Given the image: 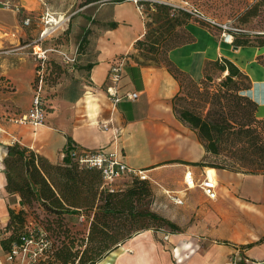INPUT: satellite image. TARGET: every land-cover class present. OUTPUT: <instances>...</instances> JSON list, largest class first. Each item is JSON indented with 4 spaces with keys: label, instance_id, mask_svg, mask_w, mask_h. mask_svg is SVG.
I'll return each mask as SVG.
<instances>
[{
    "label": "trees",
    "instance_id": "16d2710c",
    "mask_svg": "<svg viewBox=\"0 0 264 264\" xmlns=\"http://www.w3.org/2000/svg\"><path fill=\"white\" fill-rule=\"evenodd\" d=\"M92 1L95 0L86 2ZM138 3L143 6L142 13L147 11L148 19L143 35L133 42L138 52L132 55L134 62L149 66L162 55L166 69L179 83L178 92L183 88L181 80L186 79L200 102L209 106L205 112L181 107L178 92L171 99L175 118L196 134L205 151L201 161L189 164L264 175V118L256 116L257 103L245 94L252 87L248 74L221 56L206 60L202 77L193 80L168 57L173 48L194 40L185 27L189 20H194L192 16L185 12L174 15L172 6L162 2ZM261 3L264 0L252 5L243 19L256 16ZM202 25L213 28L219 35L229 34L231 46L263 50L256 61L264 66V30L251 35L238 25L230 24L225 31ZM116 26V22H111L108 28ZM176 27L183 33L161 39ZM85 40L83 35L78 46ZM211 70L219 74L217 83H213ZM46 78L47 84L49 77ZM66 139L64 156L58 163L16 141L4 145L1 157L4 191L8 196L16 195L19 204L17 210L9 202L6 205L8 218L0 234L4 252L11 251L13 246L22 247L27 238L35 240L42 235L47 248L32 264H97L142 231H180L176 223L153 208L154 194L147 179L133 176L123 187L107 185L99 169L79 163L73 152L82 148L70 136ZM208 154L220 158L221 163H207ZM70 215L77 220L68 219Z\"/></svg>",
    "mask_w": 264,
    "mask_h": 264
},
{
    "label": "crops",
    "instance_id": "0c3cea01",
    "mask_svg": "<svg viewBox=\"0 0 264 264\" xmlns=\"http://www.w3.org/2000/svg\"><path fill=\"white\" fill-rule=\"evenodd\" d=\"M19 1L20 7H24V1ZM150 1L167 2L165 0ZM96 3L95 16H100L96 18L100 25L97 45L91 54L84 52L78 54V59L76 57V62L73 65H77V70L73 75L75 79H72L67 85L65 82L59 81L51 87L58 93L49 99L51 103L49 106L52 110H49L45 122L37 126L4 125L6 133H2L0 137V228L5 225L8 218L6 207L8 202L4 191L5 180L1 157L4 154V145L11 142L12 137L16 142L44 155L52 163L62 161L67 136H70L74 143L83 149L111 148L116 143L117 146L124 149V161L131 167L142 169L147 174L149 181L158 185L159 182L168 184V176L173 173L176 174L174 177L176 184L184 182L182 175L184 177L186 171H190L193 181L197 182L201 179L204 180L205 175L207 176L209 168L189 164L201 161L205 154L196 134L188 128L195 138L192 141L186 140L182 137H176V131L165 126L167 122H171L176 127L183 125L175 118L171 104L172 97L179 90V83L166 68L137 65L129 56L122 57L125 64L117 92L121 94L136 91L139 96L133 101L122 99L114 103L111 97L107 95L108 72L113 63L112 57L118 51L116 47L120 45L122 48H126V52L133 50V42L143 35L144 25L140 19L142 13L132 0H98ZM120 6H125L126 10H121ZM105 8L107 11L104 12ZM4 10L6 9L0 5V15L8 14L15 17V12L7 13ZM111 22L117 23L113 29H109L107 26ZM199 23L195 20H189L185 25L194 37L192 42L177 46L168 52L169 59L178 68L188 73L193 80H199L202 77V68L206 60H215L221 56L232 60L224 54L209 55L207 53L208 45L217 43V35L210 33L205 26ZM2 27L0 22V29ZM10 39L5 37L0 40V45ZM101 42L110 43L113 48L104 51ZM239 48L256 49L258 54L263 51L254 47H238L233 50ZM256 64L259 69H264V66L257 61ZM32 68L33 64L27 54L23 52L6 54L5 51H0V111L8 110L19 113L28 109L32 96ZM240 68L244 70L242 67ZM248 76L252 81L251 76L249 74ZM245 94L257 103L256 116L264 118V81H252V87ZM167 97L170 102L168 105L164 102ZM103 123H107V129L102 128ZM156 136L157 138L162 137L166 145L184 140V145L188 151L182 155L178 153L168 156L152 155L149 157L150 160L141 162L140 157L144 154L141 148L153 142ZM213 170L214 180L216 178L217 182H215L218 185V189L214 187L215 197L217 191L225 193L239 190L243 195L251 198L256 195L259 200L249 199L252 205H256L255 209L260 210L262 214L251 216L250 225L253 228L246 230V233L238 232L237 227L243 224L239 223L237 219L231 216H221L218 219V225L222 227L221 231L214 229L210 233L213 236L209 238L207 236L210 234H206L205 240L207 241H204L208 242L206 246L216 244L224 248L225 255L220 259L215 258V261H219L220 264H228L226 260L228 255L236 250L242 253L243 264H264L263 175L242 174L226 169ZM112 186L116 187L114 183ZM190 186H192L191 183ZM188 189L184 187L181 190L182 195L173 196L181 199L182 203L183 196L186 194L185 191ZM152 191L154 194L153 205L158 208L161 205V200L157 197L153 187ZM12 198L13 202L10 205L16 210L19 209L18 197L14 195ZM229 200L233 203L231 199ZM163 216L170 220L167 215ZM67 218L77 220L74 215L67 216ZM163 235L168 236L167 240H163ZM188 236L187 231L170 233L145 230L128 239L120 247L131 250L132 246L135 245V249L139 253L143 249L147 251L150 249L149 246L155 247L157 244L161 246L164 244L165 247L176 245L177 248L184 249L188 246L187 242H184L188 241ZM3 252L0 246V254ZM16 264H28L27 256L24 258L19 256Z\"/></svg>",
    "mask_w": 264,
    "mask_h": 264
},
{
    "label": "rangeland",
    "instance_id": "374dc122",
    "mask_svg": "<svg viewBox=\"0 0 264 264\" xmlns=\"http://www.w3.org/2000/svg\"><path fill=\"white\" fill-rule=\"evenodd\" d=\"M19 9L17 11L6 9L7 13L15 12V17L8 14L0 15V22L3 27L0 29V40L5 37L11 38L6 40V43L0 45V51H5L6 54H15L23 52L27 54L33 64V77L36 70L37 61L33 55L34 49L40 48L46 50L45 54L48 57L50 63L47 66L48 81L45 87V97L48 105H51L49 99L57 94L58 91H54L51 87L59 81H63L66 85L74 78L76 66L73 68L65 65L61 60L57 52L52 49H60L70 54H75L77 59L79 53L87 52L91 54V51L95 49L100 35V25L95 16L96 1L87 3V0H23L24 7H20L19 0H12ZM169 3L181 5L187 2L189 5L197 8L202 13L215 18L221 23H225L230 26L238 25L249 32L251 35H256L264 30V3H261L256 16L248 17L247 20L243 19V15L247 10L258 2V0H165ZM166 2V3H167ZM164 3V2H162ZM87 5V6H86ZM27 9H26V8ZM121 10H126L125 6H120ZM104 9V12L107 11ZM172 13L185 12L179 9H173ZM186 13V12H185ZM110 14V12H109ZM93 17V18H91ZM28 19V22H26ZM51 19V20H50ZM144 25L147 21V11L142 13L140 18ZM202 25V23H199ZM109 25V24H108ZM107 25V26H108ZM104 28V27H103ZM206 29L210 33H215L217 36V43L208 45L209 55L224 54L234 60L240 67H242L252 78V81H264V69H259L256 64L255 56L258 54L256 49H238L233 50L230 42H227L222 34L215 32L213 28ZM177 33H183V30L176 27L170 33L165 34L161 39L168 40L178 35ZM85 35L86 40L81 42L78 46L80 39ZM18 38V40H15ZM104 46L103 50L107 51L112 47L110 43L101 42ZM90 50V52H89ZM117 53L112 57V61H118L122 57L129 56L133 60L132 55H137V51L129 50L126 52V48H122L120 45L116 47ZM133 51V52H131ZM92 56V55H91ZM162 55L159 56V61L149 66H162L166 68ZM127 62V61H126ZM57 66L56 68L54 67ZM53 66V67H52ZM55 68V69H54ZM56 70V71H55ZM57 72V77H56ZM214 81L217 83V76L219 75L216 70H211ZM183 88L178 92V105L181 107H193L198 110H205L209 107L200 102V99L193 90L192 84L186 79H182ZM213 85V84H211ZM165 104H169V98L164 99ZM49 110H52L49 108ZM167 122V121H166ZM164 125V124H163ZM179 125V124H178ZM27 126V125H18ZM167 128H172L176 137H182L186 140H194V134L186 128L184 125L176 127L171 122L165 124ZM108 127V125H107ZM141 143V142H140ZM107 148L108 151H116L120 160L124 161L123 148L117 146L115 143L111 148ZM143 155L140 157L141 162L150 160L152 155L168 156L173 154H184L187 150L184 145V140H178L172 143V145L165 144L162 137L155 138L153 142L141 148ZM207 163L220 164L222 160L213 155L208 154L205 158ZM125 162V161H124ZM142 170V169H141ZM176 174L168 176L169 183L162 184L159 182L155 184L150 182L151 188L156 190L157 197L161 200V205L153 208L161 215H167L171 221L176 223L180 227L181 232H188V241L186 248H177V246H167L164 244H157L155 247L149 246L147 251L143 249L140 253L135 249V245L132 249L125 250L123 247H118L115 251L106 256L99 263L107 262L108 264H220L219 261H215V258L223 257L225 254L224 248L216 244L212 246H206L207 241L206 234L212 233L214 229L221 231L218 225L219 218L221 216H231L242 226H238L239 233H246V230L252 229L251 216L254 214H262L260 210H256V205L251 204V200H259L256 195L253 198L246 197L239 190L232 192H218L214 199L209 198L203 188L202 179L200 181H194V186L185 191L182 203L176 204L171 198L173 195H182L181 190L184 189L185 184L174 183V177ZM241 177V176H238ZM182 175V180H183ZM264 178V175H263ZM126 178L116 179L113 183L116 187L125 186L128 181ZM195 180V179H194ZM216 181V178H215ZM217 182V181H216ZM178 185V187H176ZM218 189V185L215 186ZM167 190V191H165ZM165 191V192H164ZM181 197V196H180ZM225 198V200H223ZM251 200H250V199ZM231 199L233 203L230 202ZM6 201L12 204V196L6 194ZM264 206V203L263 205ZM213 234L207 236L212 237ZM163 240L164 235H163ZM219 244V243H218ZM143 246V245H142ZM143 248H145L143 246ZM155 248V249H154ZM135 249V250H134ZM138 254V255H137ZM228 264H243L244 257L240 251H235L227 257ZM226 264V263H225Z\"/></svg>",
    "mask_w": 264,
    "mask_h": 264
},
{
    "label": "built area",
    "instance_id": "2783aa9c",
    "mask_svg": "<svg viewBox=\"0 0 264 264\" xmlns=\"http://www.w3.org/2000/svg\"><path fill=\"white\" fill-rule=\"evenodd\" d=\"M137 4L138 10L142 13L143 6L138 3L139 0H132ZM166 3V2H164ZM172 6L173 9H179L190 14L192 18L200 23H203L209 27H219L223 31L229 30L230 26L217 21L215 18H212L197 8L189 5L187 2H184L181 5L166 3ZM0 5L4 9H10L17 11L19 7L12 0H0ZM28 22V19L27 21ZM227 42H231V36L225 32L222 33ZM57 52L60 56V60L68 67L73 68L74 63L76 62V55L70 54L60 49H52ZM46 50H41L40 48L34 49L33 55L37 61L35 74L32 80V96L29 107L24 112L14 113L8 110L0 111V137L2 133H6L4 125H30L37 126L45 122L50 106L47 103L45 97V87H46V77L47 66L49 64L48 57L45 54ZM124 67V60L120 59L118 61H113L110 65L108 72V86L106 87V93L111 97L112 101L118 102L122 99L127 100H136L139 96V93L136 91L125 92L119 94L117 92V86L120 81L121 73ZM103 129H107V123L102 124ZM15 139L12 137L11 142H14ZM80 164L96 167L101 171L102 178L105 184L112 185V183L119 178L130 179L133 176H137L140 179H147V174L141 170L131 167L126 162L120 160L117 156L116 151H108L107 148L99 149H75L73 152ZM184 184L187 188H190L194 185L193 177L190 171L184 173ZM190 183L192 186H190ZM202 188L205 194L209 198L215 197L214 187L216 184L212 183L207 179L205 175L204 180L202 181ZM173 202L176 204L181 203V199L177 197L172 198ZM2 228H0V234ZM168 236L164 235V239H167ZM47 248V242L40 235L35 240L33 238H27L24 242V245L20 248L13 246L11 251L3 252L0 254V264H16L17 258L22 256L24 258L27 256L28 264H32L35 259L44 252Z\"/></svg>",
    "mask_w": 264,
    "mask_h": 264
},
{
    "label": "bare ground",
    "instance_id": "6f19581e",
    "mask_svg": "<svg viewBox=\"0 0 264 264\" xmlns=\"http://www.w3.org/2000/svg\"><path fill=\"white\" fill-rule=\"evenodd\" d=\"M50 20H51V19H50ZM226 41H229V40H226ZM207 176H208L207 179H209L210 182L216 184V182H215V180H214V170H213L212 168H209V169H208ZM134 250H135V249H134ZM137 255H138V254H137ZM97 264H101V263H97ZM102 264H108V263H107V262H104V263H102Z\"/></svg>",
    "mask_w": 264,
    "mask_h": 264
},
{
    "label": "water",
    "instance_id": "95a60500",
    "mask_svg": "<svg viewBox=\"0 0 264 264\" xmlns=\"http://www.w3.org/2000/svg\"><path fill=\"white\" fill-rule=\"evenodd\" d=\"M238 47L234 46L233 49H237Z\"/></svg>",
    "mask_w": 264,
    "mask_h": 264
}]
</instances>
